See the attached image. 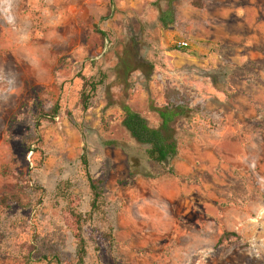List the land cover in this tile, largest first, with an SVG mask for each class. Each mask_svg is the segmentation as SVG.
Instances as JSON below:
<instances>
[{
  "label": "rangeland",
  "instance_id": "rangeland-1",
  "mask_svg": "<svg viewBox=\"0 0 264 264\" xmlns=\"http://www.w3.org/2000/svg\"><path fill=\"white\" fill-rule=\"evenodd\" d=\"M169 2L0 0V198L22 203L0 207V264H25L33 236L34 258L73 259L57 186L89 210L84 148L105 197L85 264H264V0H173L163 27ZM101 74L83 109L84 79ZM122 104L152 127L157 108L193 109L172 124L177 154L148 160Z\"/></svg>",
  "mask_w": 264,
  "mask_h": 264
},
{
  "label": "trees",
  "instance_id": "trees-1",
  "mask_svg": "<svg viewBox=\"0 0 264 264\" xmlns=\"http://www.w3.org/2000/svg\"><path fill=\"white\" fill-rule=\"evenodd\" d=\"M109 1L110 4H112V0ZM169 1L168 8L161 11L158 16V20L163 27H168L174 22V10L170 4L173 0ZM193 4L195 6H200L201 0H193ZM109 13L110 12H108V14ZM108 14L101 19H107L109 17ZM97 32L102 38H105L106 34L104 31L97 29ZM104 78V74H101V77L98 79H84L83 88L79 96V101L83 109L88 107L89 100L94 96L98 86L103 83ZM121 108L123 110L122 126L131 138L144 147L143 153L146 158L157 164L166 163L177 154L178 142L172 124L176 119L190 118L194 113L193 109L186 105H165L164 107L156 109L160 118V123L157 127H152L139 112L134 111L129 105L122 104ZM59 109L58 100L54 102L49 110L37 107L35 121L36 129L40 126L41 120L54 121L59 114ZM80 159L90 194L89 210L85 213L78 211L80 197L78 194L72 192L71 183L68 180L60 182L57 186L58 195L65 200V206L62 210L63 222L75 241L73 259L63 260L58 255H53L50 258L45 255L34 258L33 253L36 250V238L33 236L30 243H27V245L23 244L22 246L23 248H27V253H21L25 264L43 261L53 262L54 264H85L87 250L86 240L83 234L84 226L88 221L92 220L95 215H104L105 197L102 180L93 177L90 173L85 148L83 149ZM29 186L32 188L34 187L30 184ZM38 190V194H41L42 189ZM37 200H40V197H38ZM20 204H22L21 199L17 193L4 195L0 198V207L3 211L12 205ZM111 232L112 228L108 226V231L105 234L109 238H112Z\"/></svg>",
  "mask_w": 264,
  "mask_h": 264
},
{
  "label": "built area",
  "instance_id": "built-area-1",
  "mask_svg": "<svg viewBox=\"0 0 264 264\" xmlns=\"http://www.w3.org/2000/svg\"><path fill=\"white\" fill-rule=\"evenodd\" d=\"M177 44L180 47H184V46H187L188 45V43L186 41H179Z\"/></svg>",
  "mask_w": 264,
  "mask_h": 264
}]
</instances>
